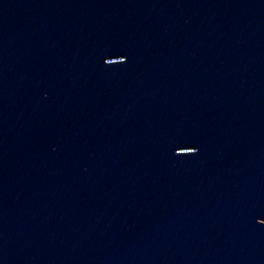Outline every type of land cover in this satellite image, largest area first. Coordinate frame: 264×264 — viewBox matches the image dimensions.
Segmentation results:
<instances>
[{"label": "water", "instance_id": "obj_1", "mask_svg": "<svg viewBox=\"0 0 264 264\" xmlns=\"http://www.w3.org/2000/svg\"><path fill=\"white\" fill-rule=\"evenodd\" d=\"M0 264H264V0H0Z\"/></svg>", "mask_w": 264, "mask_h": 264}]
</instances>
